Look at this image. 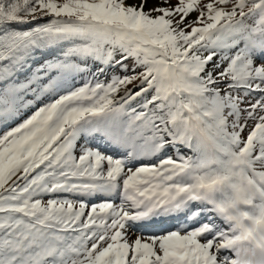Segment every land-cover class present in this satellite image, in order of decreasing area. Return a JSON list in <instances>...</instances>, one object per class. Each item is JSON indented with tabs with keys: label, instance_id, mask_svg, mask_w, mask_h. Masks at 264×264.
<instances>
[{
	"label": "snow or ice",
	"instance_id": "obj_1",
	"mask_svg": "<svg viewBox=\"0 0 264 264\" xmlns=\"http://www.w3.org/2000/svg\"><path fill=\"white\" fill-rule=\"evenodd\" d=\"M151 2L0 0V264H264V0Z\"/></svg>",
	"mask_w": 264,
	"mask_h": 264
},
{
	"label": "rangeland",
	"instance_id": "obj_2",
	"mask_svg": "<svg viewBox=\"0 0 264 264\" xmlns=\"http://www.w3.org/2000/svg\"><path fill=\"white\" fill-rule=\"evenodd\" d=\"M130 2H139V0H130ZM173 2H175V0H173ZM152 6V2H151V0H150V3H149V5H148V7H151ZM194 18V17H193ZM129 63V65L131 64V61H129L128 62ZM101 79H103V77H101Z\"/></svg>",
	"mask_w": 264,
	"mask_h": 264
}]
</instances>
